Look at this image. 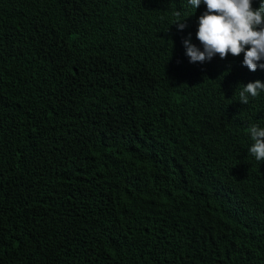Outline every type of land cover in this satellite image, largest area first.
Listing matches in <instances>:
<instances>
[{
    "label": "trees",
    "instance_id": "1",
    "mask_svg": "<svg viewBox=\"0 0 264 264\" xmlns=\"http://www.w3.org/2000/svg\"><path fill=\"white\" fill-rule=\"evenodd\" d=\"M204 10L0 0V264H264V69L182 59Z\"/></svg>",
    "mask_w": 264,
    "mask_h": 264
},
{
    "label": "clouds",
    "instance_id": "2",
    "mask_svg": "<svg viewBox=\"0 0 264 264\" xmlns=\"http://www.w3.org/2000/svg\"><path fill=\"white\" fill-rule=\"evenodd\" d=\"M188 3L193 9L203 4L205 10L197 18L196 41L191 42V34L181 38L182 59L204 63L215 56L225 62L240 63L251 72L264 69V0H188ZM174 15L172 24L182 31L189 14L181 16L176 11ZM261 92L264 82L259 79L242 84L239 102L246 105L249 97L255 98ZM249 133L253 141L249 152L257 161H264V127L253 124Z\"/></svg>",
    "mask_w": 264,
    "mask_h": 264
}]
</instances>
